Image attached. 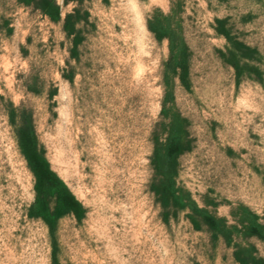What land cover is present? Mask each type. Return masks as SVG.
I'll return each mask as SVG.
<instances>
[{
  "label": "rangeland",
  "instance_id": "rangeland-1",
  "mask_svg": "<svg viewBox=\"0 0 264 264\" xmlns=\"http://www.w3.org/2000/svg\"><path fill=\"white\" fill-rule=\"evenodd\" d=\"M53 1L55 23L39 0H0V264L264 263V241L235 232L264 230V0ZM28 130L84 211L52 238L26 216Z\"/></svg>",
  "mask_w": 264,
  "mask_h": 264
},
{
  "label": "trees",
  "instance_id": "trees-1",
  "mask_svg": "<svg viewBox=\"0 0 264 264\" xmlns=\"http://www.w3.org/2000/svg\"><path fill=\"white\" fill-rule=\"evenodd\" d=\"M35 8L50 22L59 21L58 9L53 0H39V3L35 4ZM72 13H75V10ZM72 13L65 15L62 21V31L67 37L72 36L74 30V24L70 22ZM161 38L165 37L155 36L156 41L161 40ZM73 46H76V42L73 43ZM178 68L182 71L179 82L182 86H185L186 69L184 67ZM17 147L33 180L34 198L27 210V218L43 223L51 238L53 237L55 223L59 218L71 216L77 222L81 221L84 211L80 203L77 202L56 174L50 170L42 148L37 144L33 132L28 130L20 133L17 137ZM181 152L182 147L179 138L169 139L165 148V160L174 164ZM165 195L168 196L167 194ZM175 202V199H173V203ZM160 204L162 208L166 207L168 199H163ZM196 212L200 214L203 225L214 237L217 235L223 236L225 233V238L230 240V235L228 236L223 224L207 214ZM244 213L245 215L247 214L245 209ZM191 224H193V229L196 230L198 228L194 223ZM238 225L240 230H235V232L240 233L242 237H254L257 240L264 241V230L258 224L256 217H252L249 221L248 219H241ZM233 259L237 264H248L247 260H249L250 264H264L260 259H250L246 256H243L242 259L240 256H234Z\"/></svg>",
  "mask_w": 264,
  "mask_h": 264
}]
</instances>
